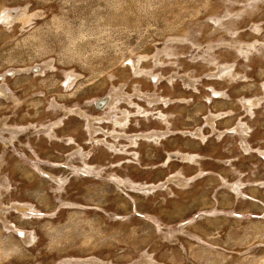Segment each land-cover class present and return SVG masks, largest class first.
Wrapping results in <instances>:
<instances>
[{
    "label": "rangeland",
    "instance_id": "rangeland-1",
    "mask_svg": "<svg viewBox=\"0 0 264 264\" xmlns=\"http://www.w3.org/2000/svg\"><path fill=\"white\" fill-rule=\"evenodd\" d=\"M0 86V264H264V0H0Z\"/></svg>",
    "mask_w": 264,
    "mask_h": 264
},
{
    "label": "bare ground",
    "instance_id": "bare-ground-1",
    "mask_svg": "<svg viewBox=\"0 0 264 264\" xmlns=\"http://www.w3.org/2000/svg\"><path fill=\"white\" fill-rule=\"evenodd\" d=\"M8 16V15H7ZM130 60V59H129ZM132 63V62H131ZM132 65H133V63H132ZM134 66H135V64H134ZM69 76V75H68ZM67 76V77H68ZM69 78H71V77H69ZM184 78H188V77H184ZM183 81L184 82H186V80H184L183 79ZM122 93V92H121ZM214 93H215V91H214ZM0 94L2 95H6V96H8V92L4 89V87L3 86H0ZM117 94H119V92H117V91H114V93H113V95L110 97V98H106V100H104L103 102H108L109 100H112V99H114L113 97L115 96V95H117ZM219 95V94H218ZM13 97V96H12ZM216 97H217V95H216ZM102 102V103H103ZM79 114H81L82 113V111L81 110H78L77 111ZM217 115V114H216ZM86 118H88L89 119V117H87L86 116ZM213 118H214V115H208V117H206V121L207 122H213ZM235 129H237V130H239V132H241V130H242V128L240 127V125H238L237 126V128H235ZM197 134H201L200 133V129L198 130V133ZM152 136L153 135H155V136H160V134H158V133H153V134H151ZM261 154L262 155H264V151H261ZM169 156V155H168ZM183 159L185 158H190V157H192L191 155H189V154H182V156H181ZM179 177V176H178ZM180 177H182V176H180ZM175 178H177L176 176H175ZM174 178V179H175ZM178 179V178H177ZM176 180V179H175ZM178 180H181V179H178ZM181 184H183L184 185V183L182 182ZM230 188V187H229ZM17 204V203H16ZM0 208H1V205H0ZM3 208V207H2ZM16 208L17 209H19L20 210V212L22 211V213L23 214H25V212H29L30 211V208H28L27 206H26V204L25 205H23V204H17L16 205ZM19 212V211H18ZM31 212V211H30ZM21 213V214H22ZM31 214V213H30ZM26 215V214H25ZM5 226H6V228L7 229H11V230H13L14 232H16V233H18V235L22 238V239H28V237L30 236L26 231H21V230H19V229H17V228H15L14 226H12V225H10V224H5ZM30 238V237H29Z\"/></svg>",
    "mask_w": 264,
    "mask_h": 264
}]
</instances>
